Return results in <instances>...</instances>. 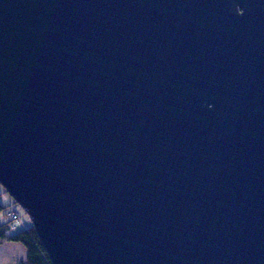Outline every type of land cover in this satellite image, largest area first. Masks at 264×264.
<instances>
[{"label": "water", "instance_id": "water-1", "mask_svg": "<svg viewBox=\"0 0 264 264\" xmlns=\"http://www.w3.org/2000/svg\"><path fill=\"white\" fill-rule=\"evenodd\" d=\"M0 184L51 264H264V0H0Z\"/></svg>", "mask_w": 264, "mask_h": 264}, {"label": "trees", "instance_id": "trees-1", "mask_svg": "<svg viewBox=\"0 0 264 264\" xmlns=\"http://www.w3.org/2000/svg\"><path fill=\"white\" fill-rule=\"evenodd\" d=\"M4 189V188H3ZM3 192L7 193L4 189ZM6 203L0 202V245L5 241L18 242L25 250V258L18 264H51L48 254L42 245L31 222L21 230L11 231L12 220L10 214L17 212L12 206L16 203L12 198ZM12 201V202H11ZM2 219H4L2 221Z\"/></svg>", "mask_w": 264, "mask_h": 264}, {"label": "rangeland", "instance_id": "rangeland-1", "mask_svg": "<svg viewBox=\"0 0 264 264\" xmlns=\"http://www.w3.org/2000/svg\"><path fill=\"white\" fill-rule=\"evenodd\" d=\"M4 187L0 184V202L6 203L8 198H12L9 193L3 192ZM7 199V200H6ZM13 199V198H12ZM14 200V199H13ZM15 201V200H14ZM12 202V201H11ZM12 208L17 212H14L17 216V220L12 224L11 231H18L30 224V219L25 210L15 203ZM10 217L12 218L11 214ZM1 219V218H0ZM4 219H2L3 221ZM12 220H15L12 218ZM25 258V250L18 242L5 241L0 245V264H18Z\"/></svg>", "mask_w": 264, "mask_h": 264}, {"label": "built area", "instance_id": "built-area-1", "mask_svg": "<svg viewBox=\"0 0 264 264\" xmlns=\"http://www.w3.org/2000/svg\"><path fill=\"white\" fill-rule=\"evenodd\" d=\"M11 216H12V218H14L15 220H17V219H16L17 216H16V214H15L14 212L11 213Z\"/></svg>", "mask_w": 264, "mask_h": 264}]
</instances>
